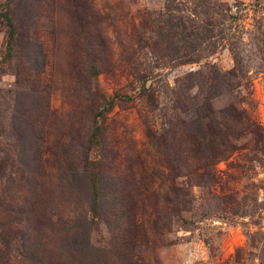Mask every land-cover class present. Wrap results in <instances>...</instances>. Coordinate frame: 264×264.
Wrapping results in <instances>:
<instances>
[{"label": "rangeland", "instance_id": "obj_1", "mask_svg": "<svg viewBox=\"0 0 264 264\" xmlns=\"http://www.w3.org/2000/svg\"><path fill=\"white\" fill-rule=\"evenodd\" d=\"M122 250L264 264V0H0V264Z\"/></svg>", "mask_w": 264, "mask_h": 264}, {"label": "trees", "instance_id": "obj_2", "mask_svg": "<svg viewBox=\"0 0 264 264\" xmlns=\"http://www.w3.org/2000/svg\"><path fill=\"white\" fill-rule=\"evenodd\" d=\"M1 14H2V18L4 19V21L7 25V28H8V45L11 46V42H12L13 36H14V25L12 23L10 16H9V10L8 9L4 8ZM113 104H114L113 98L104 99L102 108L97 112V115L100 116V118H102L104 115V112L106 113L107 111H109ZM94 124H95V129H94L93 136H94V138H96L98 136L97 131L99 130V125H100V124H98L97 117L94 119ZM223 137H224V139H223L222 145L224 147L232 146V144L228 140V137H226V136H223ZM98 173H100V172H98ZM100 174H94V176L92 177V180H91L92 191H93V195H92V206L93 207L92 208L94 209V213L96 212L95 210L97 208H100V203H102V207L104 209L103 204H105V194H106L105 190L108 186H112V183L107 181L108 178L103 177V175H100ZM135 186H136V182H135ZM102 220L104 221L105 224L113 223V222L109 221V219L107 218V214L105 212L102 216ZM119 220L120 219H118L117 220L118 222H116V224L118 226H119ZM129 231H131V230H129L128 227H124V228H122V230H120V232H119L120 235H118L119 236L118 245H119L120 249H121V247H125V248L130 249L129 247L134 245L133 239L131 237H129L130 236ZM126 236H127V238H126ZM118 257H120L125 264H133L132 260H131L130 253H126L125 251H123V252H120L118 254ZM135 264H139V263H135Z\"/></svg>", "mask_w": 264, "mask_h": 264}]
</instances>
